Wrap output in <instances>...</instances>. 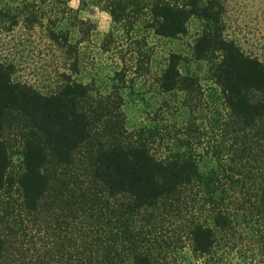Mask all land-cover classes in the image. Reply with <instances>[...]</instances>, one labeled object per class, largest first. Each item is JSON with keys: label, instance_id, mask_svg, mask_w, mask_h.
<instances>
[{"label": "trees", "instance_id": "1", "mask_svg": "<svg viewBox=\"0 0 264 264\" xmlns=\"http://www.w3.org/2000/svg\"><path fill=\"white\" fill-rule=\"evenodd\" d=\"M138 3L149 10L147 27L161 37L186 34L193 18L209 24L196 39L194 56L202 60L218 54L212 67L214 81L237 125L236 138H242L243 151L250 150L245 153L259 162L264 158V59L246 54L227 36L223 21L227 0ZM60 4L59 16H68L69 0ZM129 4L110 1L115 21L125 16ZM4 15L0 7V21ZM68 41V36L59 34V42L67 45ZM181 58L171 54L158 78L162 92L193 91L196 78L182 72ZM15 73V65L4 61L0 53V196L10 192L11 198L0 199V264L13 234L23 227L25 220L19 215L42 219L55 211L59 264H152L146 228L163 214L185 223L196 253H211L215 228L227 230L234 221L231 198L219 190L215 167L206 170L207 164L189 142L179 140L171 151L157 155L148 136L128 140L122 126L109 122L102 134L109 140H102L87 168V180H80L70 170L77 151L94 138L95 124L102 117L94 116L99 111L89 103V85L67 75L59 91L47 95L17 79ZM9 112L24 115L29 127L22 169L17 173L10 172ZM119 198L121 203L116 202ZM255 199L264 213V188ZM205 212L209 213L204 218Z\"/></svg>", "mask_w": 264, "mask_h": 264}, {"label": "rangeland", "instance_id": "2", "mask_svg": "<svg viewBox=\"0 0 264 264\" xmlns=\"http://www.w3.org/2000/svg\"><path fill=\"white\" fill-rule=\"evenodd\" d=\"M110 1L69 0L68 16H59L64 0H0L5 12L0 21L3 60L15 65L17 79L47 95L58 92L67 75L89 85V103L99 111L94 116L102 117L95 124L94 138L77 151L70 170L80 180H87V168L102 140H109L102 138L109 122L122 126L128 140L148 136L157 155L185 139L195 155L202 156L206 170L215 167L219 190L231 198L232 226L215 228L213 250L200 255L193 250L185 223L163 214L146 228L152 264H264V213L255 199L264 188V158L256 162L246 154L250 150L243 151L242 138H236L237 125L213 78L218 54L202 60L194 56L196 39L209 24L193 18L186 34L161 37L147 27L149 10L138 0H126L128 11L118 22ZM223 21L227 36L246 54L264 59V0H227ZM59 34L68 36L67 45L59 42ZM173 53L182 57V72L196 78L192 92L179 88L164 93L159 87L158 78ZM28 134L25 116L9 112L10 172L22 169ZM0 199L10 201V192ZM56 212L45 219L19 215L25 220L23 229L13 234L1 264H59Z\"/></svg>", "mask_w": 264, "mask_h": 264}]
</instances>
